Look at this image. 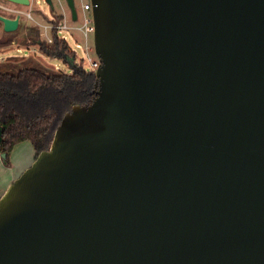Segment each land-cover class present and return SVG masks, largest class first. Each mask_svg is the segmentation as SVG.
I'll return each instance as SVG.
<instances>
[{"label": "water", "instance_id": "water-1", "mask_svg": "<svg viewBox=\"0 0 264 264\" xmlns=\"http://www.w3.org/2000/svg\"><path fill=\"white\" fill-rule=\"evenodd\" d=\"M91 2L96 97L0 198V264H264V0Z\"/></svg>", "mask_w": 264, "mask_h": 264}, {"label": "trees", "instance_id": "trees-1", "mask_svg": "<svg viewBox=\"0 0 264 264\" xmlns=\"http://www.w3.org/2000/svg\"><path fill=\"white\" fill-rule=\"evenodd\" d=\"M30 44H37L48 57L63 60L70 67L47 71L41 67L0 70V150L9 154L23 141H31L36 156L49 149L64 115L76 104H89L96 97V72H87L77 63L69 41L58 35L52 43L41 42L36 31Z\"/></svg>", "mask_w": 264, "mask_h": 264}, {"label": "rangeland", "instance_id": "rangeland-1", "mask_svg": "<svg viewBox=\"0 0 264 264\" xmlns=\"http://www.w3.org/2000/svg\"><path fill=\"white\" fill-rule=\"evenodd\" d=\"M63 4L68 12L67 0H62ZM55 10L59 11L60 6L57 0H54ZM76 7L79 12V19L71 21L72 25H78L82 19L81 0H76ZM0 15L10 18L17 17V13L8 11L5 7H16L23 11L20 14L19 26L14 31H6L4 29L3 22L0 21V70H20L24 67H41L47 71L64 70L70 72V67L64 63L63 60L48 57L44 53L40 52L39 46L36 44H30V40L34 37V34L39 29L38 26L28 18L26 12L30 10V6L16 4L8 0H0ZM33 15L36 14L37 8H40L42 12H47L51 15L53 9L48 5L46 0H34ZM80 38L78 34L75 35ZM79 42L83 43V39ZM70 45L76 47L77 42L73 39H69ZM90 43L94 46V35L90 38ZM21 49V50H19ZM80 57H84L85 53L83 49H78ZM96 54V52H93ZM92 54V55H94ZM97 55V54H96ZM36 150L31 141H23L18 143L9 154V163L14 164L15 178H19L21 174L29 168L34 162ZM13 180V181H14Z\"/></svg>", "mask_w": 264, "mask_h": 264}, {"label": "built area", "instance_id": "built-area-1", "mask_svg": "<svg viewBox=\"0 0 264 264\" xmlns=\"http://www.w3.org/2000/svg\"><path fill=\"white\" fill-rule=\"evenodd\" d=\"M29 1L30 3L27 6H30V10H28L26 14L28 18L38 26L39 29L37 31H39L40 34V41L52 43L55 35H58L67 41H69V39H73L77 42L76 47L71 45L72 50L77 53V63L81 64L87 72H96L101 65V60L96 54L93 53L95 52V47L90 43L91 36L95 34L93 4L91 0H81L82 19L78 25L71 24V21L75 20L72 17L71 8L68 5V1L67 5L69 9V15L62 0H57L60 6L59 11L55 10L54 0H52V4H49L46 0L48 5L53 6V13L49 15L47 12H42L40 8H37L38 10L36 14L33 15V9L35 8L34 0ZM74 2H76V0H74ZM11 9L14 10L11 12L17 14L23 13V11L20 9ZM76 10L78 15L76 20H78L80 15L77 7ZM76 34H78L80 38H77L75 36ZM80 39H83L84 42H79ZM78 49L84 50V57L79 56Z\"/></svg>", "mask_w": 264, "mask_h": 264}, {"label": "crops", "instance_id": "crops-1", "mask_svg": "<svg viewBox=\"0 0 264 264\" xmlns=\"http://www.w3.org/2000/svg\"><path fill=\"white\" fill-rule=\"evenodd\" d=\"M11 8L15 9L16 7H11ZM14 178H15L14 164L7 163L5 161V157L2 156V151L0 150V198L3 196V194L8 189V187L13 183Z\"/></svg>", "mask_w": 264, "mask_h": 264}, {"label": "flooded vegetation", "instance_id": "flooded-vegetation-1", "mask_svg": "<svg viewBox=\"0 0 264 264\" xmlns=\"http://www.w3.org/2000/svg\"><path fill=\"white\" fill-rule=\"evenodd\" d=\"M50 7L53 9V6L50 5Z\"/></svg>", "mask_w": 264, "mask_h": 264}]
</instances>
